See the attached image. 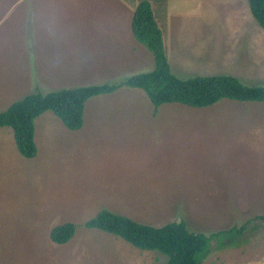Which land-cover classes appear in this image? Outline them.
<instances>
[{
    "label": "rangeland",
    "instance_id": "1",
    "mask_svg": "<svg viewBox=\"0 0 264 264\" xmlns=\"http://www.w3.org/2000/svg\"><path fill=\"white\" fill-rule=\"evenodd\" d=\"M14 1L0 0V111L32 92L154 68L125 0H54L55 22L38 13L39 0ZM199 1L182 14L176 6L190 2L179 0L161 20L172 71L264 86V28L248 0ZM35 142L26 158L12 129L0 128V264H165L157 250L87 228L103 208L154 226L183 219L206 234L264 213V102L164 103L155 114L144 90L122 87L89 98L77 130L44 111ZM67 221L75 235L53 242L51 228ZM247 229L244 244L215 247L202 264H264V221Z\"/></svg>",
    "mask_w": 264,
    "mask_h": 264
},
{
    "label": "trees",
    "instance_id": "2",
    "mask_svg": "<svg viewBox=\"0 0 264 264\" xmlns=\"http://www.w3.org/2000/svg\"><path fill=\"white\" fill-rule=\"evenodd\" d=\"M248 3L251 14L264 28V0H248ZM131 25L134 37L152 53L154 68L113 82L61 88L47 93L36 91L12 102L8 108L0 111V128L12 129L21 155L33 158L37 154L35 119L41 113L51 110L69 129L77 130L83 126L85 105L89 98L112 93L122 87L144 90L154 105L155 114L164 103L201 108L225 98L264 102V86L248 85L230 74L193 75L185 78L176 75L166 53L163 32L148 0L139 2ZM251 220L264 221V213L255 215L239 226L233 225L209 234L191 230L183 219L154 226L108 208L101 209L84 223L87 228L113 234L134 247L165 254L168 257L165 264H202L215 247L244 244L245 232ZM75 231L76 223L67 221L51 228L49 236L53 242L65 244L73 238Z\"/></svg>",
    "mask_w": 264,
    "mask_h": 264
},
{
    "label": "crops",
    "instance_id": "3",
    "mask_svg": "<svg viewBox=\"0 0 264 264\" xmlns=\"http://www.w3.org/2000/svg\"><path fill=\"white\" fill-rule=\"evenodd\" d=\"M140 1L141 0H125V2H127V5H129L130 7L134 6V11H135V9H136V7ZM148 1L151 3L153 12L155 14L156 20H157L161 30H164V27L161 24V20L165 21L166 18H167V21L169 20L170 15L175 13L174 4H175V2H177L179 0H148ZM181 1L182 2L183 1L190 2V5H188L187 8H185V5H182V6L177 5L176 6L178 9L182 8V10H178V11H181L182 14H185V13L187 14V12H191L192 10L195 11L194 5H195L197 0H181ZM24 2H25V0H15L13 2V4H15L17 6L18 4L22 5ZM199 2L201 3V0ZM233 4H234V0H233ZM33 5L38 10V13L43 12V13L48 14L44 19H47V20L53 19V21L55 22V20L57 19L56 10H57V5H58L56 3V1H54V0H39L38 3H33ZM160 6H162V8H160ZM163 6H166V11L163 9ZM205 8H207V7H205ZM186 9H188V10H186ZM207 10H209V8H207L205 11H207ZM52 14H53V16H52ZM131 23H132V18H131ZM131 30H132V25H131ZM23 40H26V38L23 37ZM144 139L152 140L153 138H144ZM154 153H156V152H153V154ZM151 154L148 155V157H151L152 156Z\"/></svg>",
    "mask_w": 264,
    "mask_h": 264
}]
</instances>
